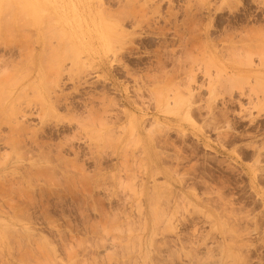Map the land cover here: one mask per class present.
Masks as SVG:
<instances>
[{"label":"rangeland","instance_id":"374dc122","mask_svg":"<svg viewBox=\"0 0 264 264\" xmlns=\"http://www.w3.org/2000/svg\"><path fill=\"white\" fill-rule=\"evenodd\" d=\"M4 1L0 264H264V0Z\"/></svg>","mask_w":264,"mask_h":264},{"label":"bare ground","instance_id":"6f19581e","mask_svg":"<svg viewBox=\"0 0 264 264\" xmlns=\"http://www.w3.org/2000/svg\"><path fill=\"white\" fill-rule=\"evenodd\" d=\"M3 0H0V5H1V2H2ZM8 1V0H7ZM11 1H13V0H11ZM17 1V0H16ZM16 1H15V3H16ZM5 2V1H4ZM9 2H10V0H9ZM7 3V2H5L6 4H5V7L6 6H8L9 8L10 7H12V5H8V4H10V3ZM18 2V1H17ZM21 2H23V1H21ZM20 2V3H21ZM12 4H14V1H13V3ZM16 5L14 4V7H15ZM5 7H3L4 9H5ZM2 10V9H1ZM6 10H7V8H6ZM3 11V10H2ZM104 12V11H103ZM261 29V28H260ZM255 30V29H254ZM264 30V29H263ZM252 31V30H251ZM256 32H258V31H256ZM264 32V31H263ZM262 30H261V32H259L258 33V35L260 36V33H261V35H262ZM252 34H257V33H252ZM248 35V34H247ZM257 35V36H258ZM228 36H229V32H228ZM250 36H254V35H251L250 34ZM264 36V35H263ZM263 36H262V38H263ZM261 37V36H260ZM260 37H258V39H256V35H255V37L254 38H248V36H246V38H248V41L249 42H247V44H245L246 43V39L244 40L245 42H244V44L246 45H242L243 47H246V50H245V48L243 49V47L241 48V46H239V48L245 53V54H247V52L248 51H251V50H253L252 51V53L251 52H248V53H250V54H247V56L248 55H250L249 57H250V59H249V57H248V62H247V59H245L244 58V61L246 62V64H249V63H251V62H253L252 61V58H253V55H255V54H258V53H260V54H258L257 56H259L258 58H260V66L261 67H258V65L255 67H253L252 65H250V66H252V67H247V68H245V67H243L244 66V63H243V60L240 62L239 61V63L241 64H239V65H234V64H229L228 66H227V69H226V78L225 79H227L226 81H228L229 83H230V85H229V83L227 84V85H229V86H231V87H229V86H227V87H229V88H232V86H233V88L235 89V87L238 85V87H240V84H241V87H240V94L242 95V96H245L246 95V93H245V91L244 90H247V88H246V86L249 84V85H251L252 87L251 88H248V89H251L250 91L249 90H247L249 93H247V96L249 95V94H251L250 92H254V95H257L256 93H259L260 94V92H261V90H263L264 91V85L262 84L261 85V87H262V89H261V87L260 86H256V85H254V83L253 82H256V83H258L257 81H261L260 79H262V82H263V80H264V42H257V41H255V39L256 40H260V39H262V38H260ZM260 38V39H259ZM229 39H230V37H229ZM232 39V38H231ZM230 39V40H231ZM243 39H244V37H243ZM251 41H250V40ZM264 39V38H263ZM262 39V40H263ZM253 40L255 41V42H253ZM234 40H232V42H228L229 43V45L231 46V47H233L234 45V42H233ZM241 41H243V40H241L240 39V42ZM264 41V40H263ZM236 43V42H235ZM238 43V42H237ZM241 44H243V43H241ZM230 47V48H231ZM238 46L236 45L235 46V48L237 49V51H238V48H237ZM234 48V47H233ZM248 48V49H247ZM228 49V48H227ZM230 50V49H229ZM232 50V49H231ZM230 50V51H231ZM241 50H239L238 52L240 53V51ZM248 50V51H247ZM235 51L236 50H234V53H235ZM241 51V52H242ZM247 51V52H246ZM256 53H255V52ZM258 51V52H257ZM263 53H261V52ZM232 53V52H231ZM255 53V54H254ZM237 54V53H236ZM244 54V55H245ZM251 54H252V57H251ZM243 55V56H244ZM261 55V56H260ZM233 56V55H232ZM240 57L242 56V53L239 55ZM242 56V57H243ZM246 56V55H245ZM263 56V57H262ZM262 57V58H261ZM247 58V57H246ZM262 59V60H261ZM262 61V62H261ZM262 64V65H261ZM237 81H236V80ZM235 80V81H234ZM233 81L234 82H236V83H233ZM255 83V84H256ZM264 83V82H263ZM236 84V85H235ZM247 84V85H246ZM246 85V86H245ZM253 86H254V89H253ZM255 86H256V88H255ZM13 87V85L11 86V88ZM247 87H249V86H247ZM230 89V90H232V92L231 91H229V92H231V94H233V93H235V92H233V90L234 89ZM259 89V91L257 92L256 91V89ZM236 89H237V87H236ZM261 89V90H260ZM237 90H239V89H237ZM13 91V90H12ZM264 93V92H263ZM262 92H261V94H263ZM10 94V93H9ZM12 94V93H11ZM258 94V95H259ZM253 95V94H252ZM257 95V96H258ZM233 96V95H232ZM259 96H261V95H259ZM249 97H250V95H249ZM255 97V96H254ZM254 97H253V99H254ZM262 97V99H263V97H264V94L261 96ZM14 98V97H13ZM257 98V97H256ZM252 99V97H250V100H252V104L255 102L254 100ZM258 99V98H257ZM13 100V99H12ZM11 101V100H10ZM256 101H258V100H256ZM264 101V100H263ZM256 103V102H255ZM0 104H1V102H0ZM2 105V104H1ZM251 105V104H250ZM251 106H253L252 107V109H255L256 111H258V114H260V116L262 115V114H264V102H262V100L260 99V101H258V103H256V104H253V105H251ZM249 108V107H248ZM0 110H1V108H0ZM251 110V109H250ZM246 111V110H245ZM251 114H252V112H251ZM1 115V114H0ZM6 117V116H5ZM8 118V117H7ZM255 118V117H254ZM256 119V118H255ZM260 121V120H259ZM11 122V121H10ZM261 122V121H260ZM158 123V122H157ZM12 124V123H11ZM10 124V125H11ZM17 124H19V123H17ZM20 126V125H19ZM263 126H264V123H263ZM12 127H14V126H12ZM11 127V129L13 130V128ZM16 127V126H15ZM18 127V126H17ZM25 128V127H24ZM18 130H20V129H18ZM26 130V129H25ZM22 132V131H21ZM14 135V134H13ZM18 135V134H17ZM15 136V135H14ZM14 136H12V137H14ZM16 137V136H15ZM20 138V137H19ZM15 138H13V140H14ZM10 140V139H9ZM8 140V142H10ZM13 140L11 139V142H13ZM20 140V139H19ZM16 141H18L17 139L13 142V144L15 145V144H17V142ZM16 142V143H15ZM12 144V145H13ZM19 144H17V146H18ZM259 151V150H258ZM19 152V151H18ZM262 154V153H261ZM260 155V154H259ZM264 155V154H263ZM20 156V155H19ZM21 157V156H20ZM7 161V160H6ZM2 172V171H1ZM32 184V183H31ZM9 229V228H8ZM6 231H8V230H6ZM5 231V232H6ZM7 233V232H6ZM10 234V233H9ZM8 235V234H7ZM10 236V235H9Z\"/></svg>","mask_w":264,"mask_h":264}]
</instances>
